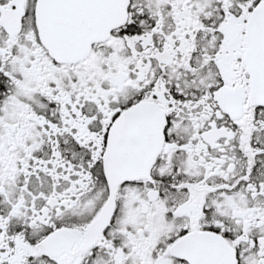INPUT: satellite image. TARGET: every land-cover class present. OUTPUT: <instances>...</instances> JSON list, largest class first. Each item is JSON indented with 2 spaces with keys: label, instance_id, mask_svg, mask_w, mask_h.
Listing matches in <instances>:
<instances>
[{
  "label": "snow or ice",
  "instance_id": "1",
  "mask_svg": "<svg viewBox=\"0 0 264 264\" xmlns=\"http://www.w3.org/2000/svg\"><path fill=\"white\" fill-rule=\"evenodd\" d=\"M0 264H264V0H0Z\"/></svg>",
  "mask_w": 264,
  "mask_h": 264
}]
</instances>
